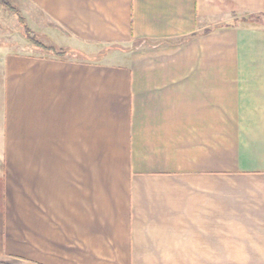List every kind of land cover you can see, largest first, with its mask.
I'll use <instances>...</instances> for the list:
<instances>
[{"label":"crops","instance_id":"obj_1","mask_svg":"<svg viewBox=\"0 0 264 264\" xmlns=\"http://www.w3.org/2000/svg\"><path fill=\"white\" fill-rule=\"evenodd\" d=\"M10 1L0 260L264 264V0Z\"/></svg>","mask_w":264,"mask_h":264},{"label":"rangeland","instance_id":"obj_2","mask_svg":"<svg viewBox=\"0 0 264 264\" xmlns=\"http://www.w3.org/2000/svg\"><path fill=\"white\" fill-rule=\"evenodd\" d=\"M10 3L17 10L18 14L20 15V19L24 21V18H22L21 14H20V11L17 8V5L15 3L11 2V1H10ZM6 11L7 10L3 6L0 5V47L6 46L5 48H7L9 50L23 51V50H25V48H23L22 45H21V43H20V35L23 34L22 25L20 24L19 19H17L18 22H19V24H20V27L19 28H18V25L16 27V23H14V22L12 23L9 20L7 21L5 14L6 15H8V14H7ZM11 13L14 14L13 12H11ZM28 28L34 33V38L39 43V45L38 46L34 45L31 42V40L27 39L24 36L27 39V41L32 46H34L36 49H39L40 51H42V53H45L47 55H51L52 54V50H50L49 48L52 47V45L50 46L49 44L43 42L38 37V35L36 34L35 31H33L29 26H28ZM17 261L19 263H21V264H24V263H22L19 260H17ZM217 264H227V263H217Z\"/></svg>","mask_w":264,"mask_h":264},{"label":"trees","instance_id":"obj_3","mask_svg":"<svg viewBox=\"0 0 264 264\" xmlns=\"http://www.w3.org/2000/svg\"><path fill=\"white\" fill-rule=\"evenodd\" d=\"M0 5L3 6L6 10L13 12L17 19H19L20 24L23 28L24 36L31 40V42L38 46L39 43L34 38V33L28 28V26L24 23L23 20L20 19V15L18 14L17 10L12 6L9 0H0ZM52 50V47L49 48ZM0 264H21L16 259H8V260H0Z\"/></svg>","mask_w":264,"mask_h":264}]
</instances>
